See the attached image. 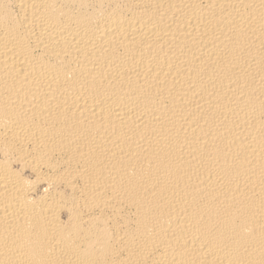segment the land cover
Returning <instances> with one entry per match:
<instances>
[{
    "label": "bare ground",
    "instance_id": "obj_1",
    "mask_svg": "<svg viewBox=\"0 0 264 264\" xmlns=\"http://www.w3.org/2000/svg\"><path fill=\"white\" fill-rule=\"evenodd\" d=\"M0 264H264V0H0Z\"/></svg>",
    "mask_w": 264,
    "mask_h": 264
}]
</instances>
